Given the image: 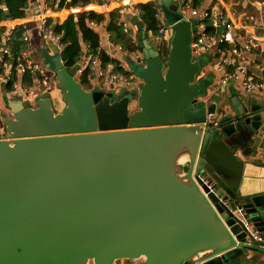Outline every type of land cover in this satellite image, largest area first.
I'll list each match as a JSON object with an SVG mask.
<instances>
[{
	"label": "water",
	"instance_id": "water-1",
	"mask_svg": "<svg viewBox=\"0 0 264 264\" xmlns=\"http://www.w3.org/2000/svg\"><path fill=\"white\" fill-rule=\"evenodd\" d=\"M156 5L172 34L164 62L143 33V65L129 68L138 94L86 91L78 65L46 53L61 112L48 97L32 107L1 96L11 117L0 133V264H240L248 251L264 255L254 239L264 238V185L247 190L236 156L264 151V104L232 97L228 114L198 101L211 80L201 78L208 57L191 52L197 21L183 19L177 1Z\"/></svg>",
	"mask_w": 264,
	"mask_h": 264
},
{
	"label": "built area",
	"instance_id": "built-area-1",
	"mask_svg": "<svg viewBox=\"0 0 264 264\" xmlns=\"http://www.w3.org/2000/svg\"><path fill=\"white\" fill-rule=\"evenodd\" d=\"M49 1L50 0H33L32 11H35L39 16L36 30L39 31L41 39L43 42L52 44L54 47V53L52 55H60L63 49L60 43V36L48 33L47 30V23L50 18L49 14L51 13ZM111 1L118 4L123 2L125 6H128L133 12L135 17L139 16V12L133 3L134 0ZM181 3L182 4L179 2V7L182 18L188 21H197L191 42L193 59H198L216 46L215 58L217 59V64L215 65V70L220 74L217 81L219 84L217 90L220 89L219 87L224 88L232 83L235 84L245 96L251 97L254 94L262 93L264 91L263 76L253 75L249 71L250 56L255 50L259 49V40L247 37L242 44L238 46L232 40L234 26L225 20L220 11L215 8H206L199 11L192 6V0H186ZM156 18L162 22V14L159 9L157 10ZM18 26L21 28L19 41L25 45V49L17 57H13L9 45L11 31L16 26H11L8 29L4 37V42L0 41V94L5 84L12 81V90L8 92L6 96H8V94L14 95L19 93V82L13 81V77L21 78L24 75H28L33 81L32 87L37 90L46 91L50 84V77L47 74V72L50 71L47 70L46 66L26 57L27 51L29 50V27L26 23H21ZM90 26L95 29L104 28L102 23L96 24L92 22ZM121 26L123 33L128 34L126 24H121ZM104 31L105 36L98 42L97 53L95 55L89 54L83 62L77 64L79 69L78 74L80 75L84 70H87L92 78L91 82L98 81L110 88L122 86L124 89H131L136 77L130 70H125L119 66V68L122 69L120 70L110 62L104 64L101 55L109 50H113L123 53L128 57H132L137 65H141V61L143 62L142 54L138 51L124 50L121 46L114 44L110 40L109 33L105 29ZM167 31L171 34L169 28L161 25L156 34L153 35L148 32V36L152 42L151 44L158 52L164 46L166 47V39L164 36ZM258 70L262 75L264 73V66H259ZM214 92L215 90L211 93ZM210 96H212V94L207 92L205 96L198 98V101L209 104L207 102L212 98H210ZM260 138L264 139V127L260 133ZM200 180L203 181L202 179ZM197 185L199 184L197 183ZM199 188L208 200L211 194L217 197V194L210 186L206 187L207 191H204L200 185ZM218 201L221 202V199H218ZM210 203L213 205L212 202ZM254 239L261 245H264V238L254 236Z\"/></svg>",
	"mask_w": 264,
	"mask_h": 264
},
{
	"label": "crops",
	"instance_id": "crops-1",
	"mask_svg": "<svg viewBox=\"0 0 264 264\" xmlns=\"http://www.w3.org/2000/svg\"><path fill=\"white\" fill-rule=\"evenodd\" d=\"M157 0H134L133 3L135 6L138 4H144L148 2H153L156 5ZM181 2L180 0H172V2ZM186 0H182L184 2ZM55 2V3H54ZM49 1V5L51 8V13L49 14V25L47 23V30L48 33L55 34L53 27L55 25L61 24L65 19H67L69 16L74 17V20L76 21V18L79 15L85 14V13H93L96 15H105L108 14L114 10L123 9L121 12V15L119 16V23L120 24H126L128 28V39H130L132 43L135 45H138V42H141V38L143 35V31H141L140 25L134 23L136 20L135 16L133 15V12L128 8V6H125V4L122 2L121 4H118L116 2H112L111 0H87L85 3H79L75 5L70 4V0H67L64 3V6L59 7L57 1ZM198 6H195L199 11H202L206 8H215L218 11L222 13L225 20L229 23H231L234 26V31L232 34V40L240 46L242 42L247 38H256L260 42V47L258 50H255L252 55L250 56V63H249V71L253 75L257 76H263L264 73L261 75L258 68L259 66H264V0H200ZM33 7V0H28V8L25 13V17L20 20H6L4 22L0 23V27H4L7 31L11 26H18L21 23H26L29 27V50L27 51L26 57L32 61L41 63V57L43 54V51H45L47 54L52 55L54 53V47L49 42H43L39 35V31L36 30L39 16L36 14L35 11H32ZM156 9L158 10V6L156 5ZM90 23L87 22L86 25L90 26ZM105 23H103V26ZM163 25V22H161ZM92 31H94L98 35V42L103 39L105 36V31L103 29L99 28H92ZM106 30V29H105ZM148 36V34H146ZM170 36V32L167 31L165 34V39H168ZM149 38V36H148ZM149 41L150 38H149ZM152 43V42H151ZM83 49V55L80 59V62L86 59L87 57L84 56L86 50ZM137 51V50H136ZM139 52V51H138ZM104 54L108 59H114L118 62V65L125 70H129L127 59L129 58L127 55L123 53H119L113 50H109ZM205 56L208 57L209 63L211 61V58L209 57L210 51ZM216 56H212V58H215ZM208 63V64H209ZM42 65L46 66L45 64L41 63ZM215 69V65L213 66ZM210 72V69L204 68V73H202V77H208L207 74ZM216 72V70H215ZM52 72H47V74L50 76ZM220 77V74L216 72L215 81H212L211 84L212 87L215 85V82L217 83L218 79ZM93 81L90 82L92 85ZM228 87V86H226ZM225 88V87H224ZM221 90H224L226 93L221 97L216 98L214 100L211 98L214 97V93H211L208 89V93L212 94L210 96L211 99L207 103H215L217 111L224 109L228 114L232 113L231 108V100L232 97H235L236 99H239V101L244 103L247 101V104L250 103V100L255 99L256 104H264V91L262 93H257L252 95L249 99H245L244 93L235 85L233 84V89L229 90V88ZM27 90V91H26ZM46 91L43 90H37L32 88H23L21 89V92L16 93L14 95L8 94V97H22L24 104H33V102L37 99H40L44 96V93ZM2 94V93H1ZM3 95V94H2ZM42 95V96H41ZM251 105V104H250ZM32 106V105H29ZM260 131L259 133H261ZM259 139L260 136H258ZM264 141V139H261ZM241 150V149H240ZM238 151L236 156L239 157L246 166L244 167V177L243 180L245 181V187L248 191H254L257 189H261L264 185V151L261 153H257V155L252 154L249 157H243L241 155V151ZM244 150V149H242ZM247 153V150H245ZM261 162V164H256ZM263 183V184H261ZM248 257L251 264H264V255L248 251ZM121 264H124L121 263ZM130 264V263H127Z\"/></svg>",
	"mask_w": 264,
	"mask_h": 264
},
{
	"label": "trees",
	"instance_id": "trees-1",
	"mask_svg": "<svg viewBox=\"0 0 264 264\" xmlns=\"http://www.w3.org/2000/svg\"><path fill=\"white\" fill-rule=\"evenodd\" d=\"M58 2V6H64V3L67 0H52ZM87 0H70L71 5L85 3ZM200 0H192V6H198ZM55 3V2H54ZM28 8V0H0V23L6 20H20L25 17L26 10ZM139 16L135 17L136 20L134 23L140 25L141 31L145 34L148 32L153 35L157 33L160 28L161 21L156 18L157 7L155 3L148 2L144 4H138L136 6ZM123 9L114 10L105 15H96L93 13H85L79 15L74 20V17L69 16L65 19L61 24L55 25L53 27L54 33L57 36H60V43L63 46L62 52L60 53V58L67 69H71L80 62V59L83 55V49L86 50L84 56H88L89 54L95 55L97 53L98 47V35L92 31L90 26L86 25L87 22H94L96 24L105 23V29L110 35V40L116 44L121 46L124 50L129 51H139L141 53V45H135L130 42L127 34H124L122 31V26L118 22L119 16L121 15ZM49 25V22H48ZM7 30L4 27H0V41L4 42V37L7 34ZM172 34V33H171ZM170 34V36H171ZM21 36V28L19 26L14 27L10 34V49L13 57H17L21 52L24 51L25 45L19 41ZM166 39L167 44L169 43V39ZM168 47H163L159 54L162 56V59L165 62L167 57ZM101 59L104 64L110 62L114 64L117 68H119L118 62L114 59H108L104 54L101 55ZM84 60V57H83ZM122 70L121 68H119ZM80 85L84 90L89 91L92 90L91 87V76L87 70H84L78 77ZM13 81L19 82V92L23 88H32L33 81L28 75H24L21 78L13 77ZM12 81L7 82L2 89V94L7 95L8 92L12 90ZM2 94H0L2 96ZM2 98V97H1ZM27 106V104H25Z\"/></svg>",
	"mask_w": 264,
	"mask_h": 264
},
{
	"label": "rangeland",
	"instance_id": "rangeland-1",
	"mask_svg": "<svg viewBox=\"0 0 264 264\" xmlns=\"http://www.w3.org/2000/svg\"><path fill=\"white\" fill-rule=\"evenodd\" d=\"M180 1L182 2V0H180ZM137 44L139 45L140 42H138ZM166 47H168L167 42H166ZM215 52H216V46H214L210 50L209 57L211 58V61L205 67V70L206 69H210V72L207 74V76L212 81H215V77H216V72H215V69L213 68V66L217 64V59L216 58H212L213 55L215 56ZM40 62L43 63V64H45V65H47V64L49 65L50 64V58L47 56V54H46L45 51H43V54H42V57H41V61ZM127 63H128V67L131 70L140 69L142 67V65H143V62L142 61L140 63L141 65H137L133 61V58L130 57V56L127 59ZM47 70L48 71H51V66H50V69L47 68ZM49 77H50L49 88L46 90V92L44 93V96L41 97V98H45V97L50 98L51 99V102H52V108H53L54 112L55 113H59L64 108V103L61 100L60 90L57 87V83H56V81L54 79V74L51 73ZM77 77H79V74H77ZM140 86H141V82L137 78H135L134 83H133L131 89H124L122 86H115V87L110 88V87H107L106 85H104L103 83L98 82V81H93V83L91 85L92 90H98V91H103V92H106V93H112L114 96H119L120 94H122L124 92V90L125 91H129V92H134V93L138 94ZM218 86H219L218 82L217 83L215 82V85L213 87H212V84L209 87V90L210 91L211 90L212 91L215 90L214 97L212 96V98L214 100H216V98L221 97V96L224 97V95L226 93L224 90H221L222 89L221 87H219L220 89L217 90ZM226 88L227 89L229 88V90H232L233 89V84L230 83L228 85V87H225L224 89H226ZM207 92H208L207 90L206 91H203L202 92V96H205L207 94ZM244 97H245V99H249L250 98L249 96H244ZM8 98H9V100H15L16 99L13 96L12 97L10 96ZM135 100L136 99H133L131 101L130 105H129V112H130V114H132L134 111L137 110V106H136V101ZM263 102H264V99H263ZM29 105H32V107H35L36 106V100L33 102V104H28L27 106H29ZM10 117H11L10 111L3 104L2 98H1V95H0V131H1V134L2 135H3V128H4V125H3L2 120L4 118H10ZM245 256H246V259H245ZM245 256L242 257V260L243 261L240 264H251L247 252L245 253ZM121 263H123V262H121ZM121 263H118V264H121ZM124 264H127V262H124Z\"/></svg>",
	"mask_w": 264,
	"mask_h": 264
},
{
	"label": "flooded vegetation",
	"instance_id": "flooded-vegetation-1",
	"mask_svg": "<svg viewBox=\"0 0 264 264\" xmlns=\"http://www.w3.org/2000/svg\"><path fill=\"white\" fill-rule=\"evenodd\" d=\"M0 133H1V131H0Z\"/></svg>",
	"mask_w": 264,
	"mask_h": 264
}]
</instances>
